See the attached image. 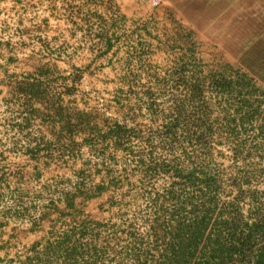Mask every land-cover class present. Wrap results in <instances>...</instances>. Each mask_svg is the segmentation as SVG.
I'll use <instances>...</instances> for the list:
<instances>
[{
  "label": "rangeland",
  "instance_id": "rangeland-1",
  "mask_svg": "<svg viewBox=\"0 0 264 264\" xmlns=\"http://www.w3.org/2000/svg\"><path fill=\"white\" fill-rule=\"evenodd\" d=\"M163 1L117 19L109 64L69 103L91 137L80 162L42 179L14 162L0 174V264H166L163 239L178 223L216 235L229 218L264 216V89L253 80L231 99L203 86L192 100L190 85L243 73L221 68L179 4ZM244 100L260 111L237 113ZM70 252L77 260L64 261Z\"/></svg>",
  "mask_w": 264,
  "mask_h": 264
},
{
  "label": "crops",
  "instance_id": "crops-1",
  "mask_svg": "<svg viewBox=\"0 0 264 264\" xmlns=\"http://www.w3.org/2000/svg\"><path fill=\"white\" fill-rule=\"evenodd\" d=\"M161 1L0 0V174L11 175L14 162L17 173L31 168L42 179L78 163L91 137L70 104L91 84L92 68L109 64L117 19L151 14ZM166 1L179 4L221 68L264 89V0Z\"/></svg>",
  "mask_w": 264,
  "mask_h": 264
},
{
  "label": "trees",
  "instance_id": "trees-1",
  "mask_svg": "<svg viewBox=\"0 0 264 264\" xmlns=\"http://www.w3.org/2000/svg\"><path fill=\"white\" fill-rule=\"evenodd\" d=\"M205 79L206 81H198L189 86L192 100H196L197 95H203V86H208L219 94L229 95L231 99H240L244 95L242 89L247 83L253 82L246 74H237L234 79L222 75H210ZM245 103L248 101L244 100L243 104H240L237 113L250 109L257 113L261 109L248 104L243 106ZM183 113L182 109L177 110V121H180ZM122 129L120 124H116L113 138L120 140ZM207 129L212 131L210 126ZM193 177L194 175L190 174L189 180ZM207 187L210 188V184H207ZM235 219L229 218L222 222L221 230L216 235L207 222H181L172 226L169 236L163 239L165 250L161 258L166 264H189L192 260L202 261V264H264V216L254 224L235 222ZM77 256L75 252H70L62 258L64 261H71L77 260Z\"/></svg>",
  "mask_w": 264,
  "mask_h": 264
}]
</instances>
